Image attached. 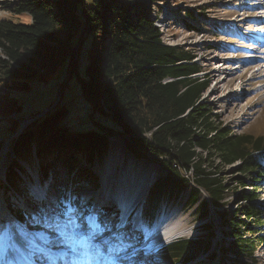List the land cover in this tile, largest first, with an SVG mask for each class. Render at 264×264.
I'll use <instances>...</instances> for the list:
<instances>
[{
	"label": "trees",
	"instance_id": "obj_1",
	"mask_svg": "<svg viewBox=\"0 0 264 264\" xmlns=\"http://www.w3.org/2000/svg\"><path fill=\"white\" fill-rule=\"evenodd\" d=\"M133 1L4 2V11L25 15L30 22L0 20V119H12L20 110L11 92L29 91V80L45 83L64 74L59 78L57 104L30 122L12 142V152L25 162L36 154L40 181L64 213L67 206L82 209L81 193L97 187L92 169L108 152L110 139L119 137L136 160L153 163L163 172L145 196L141 220L147 223L144 216L154 215L187 191L183 204L194 206L196 218L204 223L200 230L207 235L178 240L156 251L157 257L179 264L213 261L214 255L199 259L213 235L205 223L210 210L223 207L226 189L211 172L237 163L236 183L252 190L241 197L248 205L242 210L247 219L216 212L224 218L230 238L219 251L222 260L230 256L231 264H256L252 257L262 241L263 225L254 202L258 180H264V137L231 135L227 128L213 126L208 105L200 102L208 83L192 78L199 72L194 57L163 44L156 18ZM202 14L184 10L179 23L198 33L196 16ZM70 101L79 105L67 106ZM80 109L96 129H71L73 120H83ZM12 168H18L16 161L8 166L1 196L11 217L26 223L27 216L14 202L22 199L32 209L38 207L27 198V188ZM202 193L207 199L201 200ZM106 206L101 211L109 212Z\"/></svg>",
	"mask_w": 264,
	"mask_h": 264
},
{
	"label": "rangeland",
	"instance_id": "obj_2",
	"mask_svg": "<svg viewBox=\"0 0 264 264\" xmlns=\"http://www.w3.org/2000/svg\"><path fill=\"white\" fill-rule=\"evenodd\" d=\"M5 1L0 0V20L4 19L19 24H29L30 20L27 16H12L4 11L3 4ZM132 4L135 6L137 4L141 5L146 10V13H149L151 18H156L157 28L161 34V42L163 44L172 47L177 46L183 51L189 52L194 57L192 63L197 66L199 72L193 75L192 78L196 82L203 81L208 83L206 90L200 97V102L208 105L211 113V119L209 121L213 126L225 127L230 131L231 135L247 134L264 137V88H262L259 79H250L252 70H255L263 63V54L255 53V47L260 46L262 42L264 43V29L260 30L258 28V26L264 28V13H259V11H264V2L261 3V6L258 0H135ZM184 10L192 11L196 14L203 13L202 15L196 16L197 24L200 25L197 28H201L198 33L185 30L181 27L179 13L182 15ZM256 35L259 37H255ZM254 39L257 40V46L254 44ZM249 54L254 55L253 60L255 62H249L248 60L251 59H246L245 56L248 58ZM223 68L235 70L238 73L233 74L225 82H221L224 75H219L218 71L223 70ZM247 69L248 72H245ZM57 76L50 77L45 83L29 80L27 82L30 87L29 91L11 92V97L19 103L20 110L14 115L15 117H11L12 119L8 117L0 119V185L3 184V173H5L6 168L11 161H15L12 160L13 155L10 152L11 143L1 140L7 139L10 135L14 134L13 132L17 126V129H19L21 119L25 118L23 122L28 123L30 119L27 118L33 117L32 115L41 111L38 114L40 117L57 104L59 98V78L64 77V74H62V77L60 75L59 78ZM75 104L79 105L77 101H70L67 103V106H73ZM46 106L49 108H45ZM80 117L83 119L81 122L78 120L71 122L72 130L86 131L97 128L84 115L83 109H80ZM109 147L102 161L98 164L96 163L92 169V173L98 181L97 187L90 188L94 193H89L85 190L89 194L85 192L81 193L80 200L82 209L77 208L74 210L68 206L64 213H61L59 207L54 202L55 200L49 196L44 185L40 186L38 172L39 159L35 158L36 154L30 156L32 163L23 164L22 170L19 172L16 171V174L21 175L19 176L17 174L33 195L32 201H34L39 209L36 211L29 209L25 204V200L21 201L18 199L15 201V207L23 212L29 220L25 224H19L17 221L8 218L10 214L5 209L4 197L1 196L2 193L0 191V258L3 257L1 260H8L11 264H24L17 257L14 261L12 260L13 257L10 256V252H20V250L16 248L11 250L9 246L11 241H13L12 239H15L12 236L17 237L16 239L20 241L22 246L21 238L23 234L21 235V233H24L29 238L40 240L41 248L45 249V251H48L46 249L47 247L48 249L51 248L52 253L55 254L53 258L58 261L56 258L62 257V252H68L70 254V251L77 246L74 240L71 239L74 235V226H82L84 229L88 223L91 224V228H87L85 232L95 231L98 241L100 240L99 236L101 237L103 235L107 237L106 240L113 241V244L119 250L118 258L121 257V254L126 253L117 264H135L136 260H139L140 264H166L159 260H154L153 252L150 249L144 250L146 238L152 230L150 227H153L158 221L161 222L163 217H167V219L171 218L174 221L176 220L175 222L179 224V227L186 230L187 234L181 237H175L176 241L207 235L206 232L200 230V227L204 223L196 218L195 207L188 206L187 203L183 204L187 191L182 194V198L179 197L171 203L166 204L157 210L154 215L144 216L143 219L149 218V220L147 223L141 220L139 227H137L139 224L137 218L140 205L136 209H132L131 207L132 219L123 220V213L118 207L121 204V196L118 197L117 195V202L114 197L117 194L115 185L113 186V192L112 190L109 191V193L112 192V197L107 198L104 193L105 187L101 185V178H99L102 170H106L104 164L107 161V154L110 151L118 153L116 166L123 167L127 170H129L130 164L139 166L145 172L152 174L151 176L154 179L163 175V172L162 169L153 163L144 160L138 161L132 158L133 156L131 157L124 149L119 137L111 138ZM122 156L124 157L123 160L121 159ZM22 163H25V161H22ZM237 165L235 163L229 167H219L211 172L214 175L213 177H217L216 179H219L225 185L226 191L221 199L223 207L216 208L215 212L210 210L209 218L205 223L212 229L213 235L210 239L209 249L199 259L202 258L201 260H204L214 254V259L210 264H231L228 258L230 256L226 254V257L224 256L222 260V256L218 251L224 237L229 233V229L223 224L224 218L217 215L216 212H223L225 216H235L236 219H240L243 222L247 219V217L243 216L242 210L246 209L248 205L241 201V197L252 190L250 185L241 188L236 183L235 178L238 177V173H236ZM206 168L209 169L208 167ZM181 174L184 175L183 172ZM239 177L241 179L242 176L239 175ZM258 181L257 199L254 204L262 215L263 235L261 236L262 241L255 247L254 257L252 258L256 264H264V180ZM111 183L113 182L111 181ZM202 199H207L204 193L201 194ZM100 205H107L106 207H109V212L101 211ZM86 209L87 212L85 213L84 210ZM70 221L72 223H69ZM60 225L62 226L61 228H59ZM94 225H99L98 231L95 230ZM55 228H59L58 233L60 234V239L58 238L59 234L51 232ZM34 240L28 244L34 245ZM229 240L230 238L226 242ZM104 242L101 244L98 243L100 244L98 246H105ZM24 248L28 249L31 253L34 252V247ZM147 251L150 253L145 255V253H148ZM78 252L79 247L77 252L72 251L73 255L70 256V259L73 264L81 261L78 259ZM63 255L66 254L64 253ZM127 257L134 258V260L129 261L130 258L127 259ZM46 260V255H44L41 263L49 262V260ZM35 261L38 260L36 259ZM201 262L199 261L195 264H200ZM59 264L61 263L59 262Z\"/></svg>",
	"mask_w": 264,
	"mask_h": 264
},
{
	"label": "bare ground",
	"instance_id": "obj_3",
	"mask_svg": "<svg viewBox=\"0 0 264 264\" xmlns=\"http://www.w3.org/2000/svg\"><path fill=\"white\" fill-rule=\"evenodd\" d=\"M259 2H260L259 3L260 6H261V3L264 2V0H259ZM259 13H264V11L263 10L259 11ZM258 28L260 30L264 29V28H262L260 26H258ZM255 33H257V32L255 31ZM255 37L258 38L259 36L256 35ZM254 40H255L254 44L256 45L257 40L256 39H254ZM262 43H261L260 46L255 47V53L263 54V58H262L263 63L261 65H259V67L256 68L255 70H252L250 79H259V82L262 84V88H264V74H263L264 73V43L263 44ZM251 51H252V49H251ZM245 57L247 58V56H245ZM251 57H253V59H254V55L253 54L252 55L249 54L247 59H249ZM253 59L248 60V61L249 62H251V61L255 62V60H253ZM258 63H261V62H258ZM233 71H235V70H227L226 68H223V70L218 71L219 75H221V76L224 75V78L221 79V82H225L233 74H237L238 73V71H235V72H233ZM246 71L248 72V69L245 70V72ZM117 156H118V153H113L112 151H110V153L107 154V161H106V163L104 162L105 163L104 166L106 167V170L105 169L102 170V172H101L102 174H101L100 177H101V185H103L105 187L104 193L106 194L105 196H107V198H111L112 197L111 193L113 192V190H114L113 186L115 185L117 194L114 195V197L116 198V202H117V200H118L117 195H118V197L121 196V199H120L121 204H120V206L118 205V207H119V209H121V211L124 214L125 212L130 211L131 207L134 206V204H136L137 202L140 203V201L145 197V192H146L147 188L149 187V185L154 180V178H153V176H151L152 174H149L148 172H145V170L143 168H141L139 166H135L133 164L129 165V170L124 169L123 167L116 166V164L118 162ZM121 159L123 160L124 157L122 156ZM108 167H110V168L107 169ZM111 181L113 183H111ZM111 190H112V192L109 193V191H111ZM123 192H125V193L123 194ZM162 219L163 220L161 222L160 221H158L157 223L155 222L156 224L154 223L155 225L153 227H151L152 230H151L149 236H147V238H146V246H145L144 250H148V248L156 246V243L164 242L167 239H172L174 237H181L182 235L187 234L186 230L181 228V227H179V224H177L175 222L176 220L174 221L171 218L167 219V217H163ZM56 223H58V221H56ZM55 226H57V225H55ZM61 227L62 226L60 225L59 228H61ZM59 228H55L51 232H55V233L59 234L58 233V229ZM87 228H89V227L85 226L84 227V231H86ZM60 231H62V230H60ZM22 234H23V236L21 238L22 239V243H23L22 246H21L20 241L17 240L16 239L17 237H15V236H12V238H15V239H12L13 241H11V243L9 242L10 243L9 246L11 247V250L13 248H16L17 250H20V252H16V251L12 252V253L10 252V254H11L10 256L13 257L12 258L13 261L17 257V259L19 261L22 260L21 262H24V264L40 263L42 261V259L44 258V255H47L48 257H50L49 258V262L42 263V264H48V263L49 264H59V262L57 260H55V258H53L55 256V254L52 253L51 248L48 249V247H47L46 249L48 251H45V249L41 248V241L40 240H38V239L34 240L32 238H29V236L27 234L21 233V235ZM61 235H62V233H61ZM58 238L60 239V234L58 235ZM101 238L102 237H100V240L99 241L97 240V242H95V243L98 244V243L103 242V241H101ZM148 239H150V240L148 241ZM33 240L35 241L34 245L33 244H28L30 242H33ZM24 247H29V248L34 247V252L31 253L28 249H26ZM78 247L79 246L77 245L75 248L78 249ZM70 252L72 253V251H70ZM146 254L147 253H145V255ZM72 255H73V253H72ZM2 258L3 257L0 258V262H1L0 264H11L8 260H4V259H3L4 261L1 260ZM128 258H130L129 260H133L134 259V258H131V257H127V259ZM36 259L38 261H35ZM67 259L68 258H66L65 263L69 264L70 261H67ZM78 259H81V256H78ZM53 260H55L56 262L53 261ZM76 264H78V263H76Z\"/></svg>",
	"mask_w": 264,
	"mask_h": 264
},
{
	"label": "snow or ice",
	"instance_id": "obj_4",
	"mask_svg": "<svg viewBox=\"0 0 264 264\" xmlns=\"http://www.w3.org/2000/svg\"><path fill=\"white\" fill-rule=\"evenodd\" d=\"M69 223H72L71 221ZM95 230H99V225H94ZM74 235L71 237V239L74 240V242L79 246V254L83 256H91L94 253L96 255H99L101 252V249L98 245H96V235L95 231L91 234L84 231L82 226H74L73 229ZM73 252H77V248L72 249ZM99 264H103V261L101 260ZM112 264H116L115 261L112 262Z\"/></svg>",
	"mask_w": 264,
	"mask_h": 264
},
{
	"label": "water",
	"instance_id": "obj_5",
	"mask_svg": "<svg viewBox=\"0 0 264 264\" xmlns=\"http://www.w3.org/2000/svg\"><path fill=\"white\" fill-rule=\"evenodd\" d=\"M38 117H39V116H38ZM38 117H37V118H38ZM37 118H35V119H37ZM28 123H30V121H29ZM28 123L25 122V124H21L20 127H19V129H18V131H17L14 135H18V134L22 131L23 126L26 125V124H28Z\"/></svg>",
	"mask_w": 264,
	"mask_h": 264
}]
</instances>
